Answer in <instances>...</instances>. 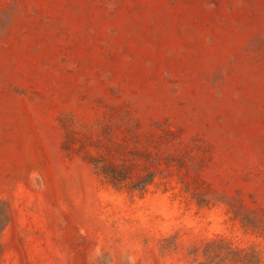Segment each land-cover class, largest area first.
<instances>
[{"label": "rangeland", "instance_id": "rangeland-1", "mask_svg": "<svg viewBox=\"0 0 264 264\" xmlns=\"http://www.w3.org/2000/svg\"><path fill=\"white\" fill-rule=\"evenodd\" d=\"M0 264H264V0H0Z\"/></svg>", "mask_w": 264, "mask_h": 264}, {"label": "trees", "instance_id": "trees-1", "mask_svg": "<svg viewBox=\"0 0 264 264\" xmlns=\"http://www.w3.org/2000/svg\"><path fill=\"white\" fill-rule=\"evenodd\" d=\"M9 218L5 203L0 199V232L8 224Z\"/></svg>", "mask_w": 264, "mask_h": 264}]
</instances>
